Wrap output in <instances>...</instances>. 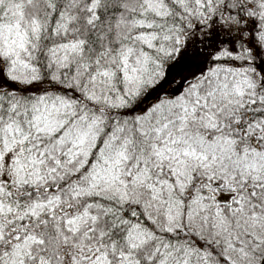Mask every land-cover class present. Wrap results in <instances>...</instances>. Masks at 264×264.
<instances>
[{
  "label": "snow or ice",
  "instance_id": "obj_1",
  "mask_svg": "<svg viewBox=\"0 0 264 264\" xmlns=\"http://www.w3.org/2000/svg\"><path fill=\"white\" fill-rule=\"evenodd\" d=\"M0 264H264V0H0Z\"/></svg>",
  "mask_w": 264,
  "mask_h": 264
}]
</instances>
